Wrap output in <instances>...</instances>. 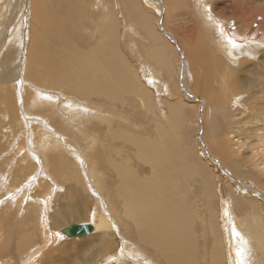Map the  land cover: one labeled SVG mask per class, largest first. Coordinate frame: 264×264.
<instances>
[{
	"label": "rangeland",
	"instance_id": "374dc122",
	"mask_svg": "<svg viewBox=\"0 0 264 264\" xmlns=\"http://www.w3.org/2000/svg\"><path fill=\"white\" fill-rule=\"evenodd\" d=\"M45 1L0 0V264H166L138 238L137 225L123 213V198L114 194L122 170L139 169L132 177L151 188L152 165L111 134L132 127L150 144L159 143L161 130L174 136L158 177L168 174L170 199L181 198L182 217L192 230L184 244L196 245V264H213L207 254L201 257L204 244L213 247L216 264H264V0H50L60 10L74 1L97 22L103 14L113 19V46L132 73L126 68L129 80L107 87L141 90L131 99L127 89L122 102L41 86L29 62L42 41L33 12L48 10ZM229 4L237 7L232 16L222 11ZM201 15L212 19L206 26L193 20L190 27L193 17L203 24ZM93 30L77 32L76 49L97 43ZM206 38L217 49L229 45V57H220L231 67L229 80L215 69L207 82L216 93L227 92L218 104L208 103L202 84L195 88L202 79L191 74L187 59ZM19 64L21 78L18 73L17 80L5 81ZM49 113L58 121H49ZM34 115L39 121L31 120ZM214 140L225 141L229 159L211 152ZM155 189L156 199L166 198L162 186ZM73 222H90L94 230L79 238L57 235ZM89 237L98 238L100 247L70 249Z\"/></svg>",
	"mask_w": 264,
	"mask_h": 264
},
{
	"label": "bare ground",
	"instance_id": "6f19581e",
	"mask_svg": "<svg viewBox=\"0 0 264 264\" xmlns=\"http://www.w3.org/2000/svg\"><path fill=\"white\" fill-rule=\"evenodd\" d=\"M72 3V6L68 9L60 10L54 8L52 2L47 0L42 5L44 7L50 5L48 10L38 8L33 12L34 25L37 28V32L42 37V41L40 42L39 48L35 46L31 50L32 58L30 59L29 67L34 69L37 78L41 80V86L48 87V84H51L52 87H57V85H61L64 88L74 91L77 95L98 94L105 99L117 102H122V99L125 97L124 95L122 98V95L128 89V91L132 92L129 93V98L131 97V99H133V95L141 91L138 88V85H130L131 87L127 88L129 82H126L125 85H128L127 87L118 89L107 87L116 85L120 80L128 81L129 75L125 71L126 68L129 71V74L132 73L130 72L131 68L126 65V61L124 62L123 56L121 57L120 52L117 51L118 49L113 46L114 42H112V39L114 38L112 37H114V33L112 32V23L97 22L88 15V12L81 11L74 1ZM203 25H205V22ZM86 26H90L94 29L90 35L96 34L99 37L94 38L97 43L95 45L94 43H90V45L84 44L83 49H76V42L78 40L77 32L83 30ZM71 32L72 34H70ZM104 40L108 41V43L105 44ZM226 48L229 47L226 44H221V48L217 49L216 45L208 40L207 46L200 45L196 52L193 51L189 54L192 67L194 66L191 74L194 76V72L196 75L199 73L198 76L202 79V83H199L196 79L197 82L195 81V88H199V85L202 84L203 91L206 92V94H204L208 98L216 93L214 89L210 88L207 84L208 78L215 73V69H217L218 72L220 71L223 74H227V81L231 75V67H224L220 60L222 59L220 57H224V53L227 55L230 53L226 52L228 51ZM215 49L219 51V54H216ZM109 65H115V70ZM203 65H205L204 68H202ZM195 66L196 68L198 67L197 70L195 69ZM16 70L18 72L12 73L11 78L9 76L11 74L9 71L7 73L9 74L7 75L9 77L5 76L3 79H5V81L10 79L17 80L18 75L21 78L22 67L20 64ZM87 70L89 71V75ZM199 71H201V73ZM13 75L17 76L13 77ZM28 75L29 73H26L25 78H28ZM131 81L134 82V80ZM228 85L233 87L230 83H228ZM208 89H211V91ZM42 91H44V89H42ZM133 91H135V94ZM9 98L8 95V98L6 99ZM6 99L4 98V100ZM47 99L50 100L51 97L49 96ZM5 104H7V102ZM6 109L9 112H13V109H11L9 105ZM41 114L44 116V113ZM45 117L53 123L58 121L54 116H51L50 113L46 114ZM31 120L39 121L37 115L31 116ZM31 120L29 121L28 118H24V121L29 124H31ZM39 123H42V121ZM35 124L37 123L35 122ZM42 126H44L43 123ZM46 127L49 128L48 122ZM28 133L29 132H27V140L29 141L30 138ZM111 134L121 141L132 145V147L135 146V156L141 157L145 162L152 165L150 170L152 176L150 190H146L141 182L132 177L131 171L139 175V169L122 170L121 166L116 167L117 171L122 170V172L114 194L123 198V213L125 216L132 219L137 225L138 238L148 244L152 249L156 250L160 258L166 264H196L197 259L192 257L196 251V245L189 242L188 245L184 244L191 239L192 233L190 231L192 230L186 226L187 219L182 217L183 215H187L182 207L183 204L181 203V205L178 202V198H176V202H173L170 199L171 193L174 191V186L168 187L169 182L171 181L168 174L167 177H158L161 167L165 169L167 166L165 154H170L169 142L173 135L168 131L161 130L159 133V143L150 144L143 136V132L139 131L136 127L129 129L118 128L112 131ZM224 142L225 141L214 140L210 142L209 146L212 150L211 152H214V154L220 157V159L227 160L229 159V155L225 150L226 145ZM100 155L108 158V154L105 150H100ZM145 173L146 172H144V174ZM57 174L58 176L64 177L61 174V171ZM156 186L163 187L162 192L166 198H155ZM165 202L168 204H165ZM175 205H179V207H175L174 209L173 206ZM163 206L165 207L162 208ZM73 224L88 225L90 222L70 223L62 227L59 230L60 235H57L70 238V235H68L65 230ZM93 230L94 225H92V230L90 229L82 236L91 233ZM82 236H74L73 238H79ZM208 245L209 244H204L201 248L203 252L201 257L204 256V254H207L208 260L213 264H216L218 263V258L216 257L217 254L215 255L213 247L210 246V248L207 249ZM260 245H262L264 249L263 236L260 237ZM261 256H264V250L262 251ZM261 262H264V260H261Z\"/></svg>",
	"mask_w": 264,
	"mask_h": 264
},
{
	"label": "crops",
	"instance_id": "0c3cea01",
	"mask_svg": "<svg viewBox=\"0 0 264 264\" xmlns=\"http://www.w3.org/2000/svg\"><path fill=\"white\" fill-rule=\"evenodd\" d=\"M166 1H168L169 3L170 2H172V0H166ZM180 3V2H179ZM196 7V6H195ZM225 7H227V8H229L228 10H222L224 13H228V16H232V15H234V11L236 10V12H237V7L236 8H234V9H232L231 7H234L232 4H229V5H226ZM194 11H195V9H194ZM221 11V10H220ZM238 13L240 14V9H238ZM194 15H196V13L194 12ZM207 15V14H206ZM206 15H201V16H204V18L203 17H201V21H202V23H207V22H209L212 18H210V19H208L207 17H206ZM196 17V16H195ZM206 17V18H205ZM210 17H211V15H210ZM112 20L113 19H111V18H109L108 17V15L106 16V15H102L101 17H99L98 18V22H103V23H112ZM195 21V23H197L198 25H203V24H201V23H199L198 21L200 20V19H196L195 20V18L193 17V19H192V23L189 25L190 27H192L193 28V26H194V21ZM199 26V27H200ZM206 26V25H205ZM188 27V26H187ZM191 29V28H190ZM187 32L188 34H190V31H189V28H187V29H185L184 30V32ZM198 33L200 34V33H202V31H201V28H200V30L198 29ZM191 35H192V33H191ZM193 36H195L196 37V34H193ZM202 46H207L208 45V39L206 38V39H203L202 41ZM210 42H212V41H210ZM213 43V42H212ZM199 44V43H198ZM197 44V45H198ZM227 45V44H226ZM228 47H229V45H227ZM199 47V46H198ZM216 47L218 48V45H216ZM221 48V43H219V49ZM198 49V48H197ZM197 49H194L193 51L194 52H196L197 51ZM192 50L190 51L191 53L193 52ZM189 52V54H191ZM189 54L187 55L188 56V58L187 59H189V64L192 66V63H191V60H190V58H189ZM230 54V53H229ZM152 55V54H151ZM205 67V65H203L202 66V68H204ZM222 73V72H221ZM223 74V73H222ZM225 77H226V80H227V77H228V75L227 74H223ZM228 84V83H227ZM229 86V85H228ZM227 92H226V94L224 95L223 93H221L220 91L219 92H217V93H215L213 96H211L210 98H208V97H206L207 98V101H208V103L209 104H218V103H221V101H223V100H225V99H228L227 98ZM72 245V248H70V249H73V251H76V249H85L86 247H88V248H90V249H92L93 247H100V240L98 239V238H96V237H89V238H87L86 240H82V241H80V242H78V243H72L71 244ZM65 247V246H64ZM60 254H61V256H63V257H65L66 259H68V253H67V251H66V249L65 248H61L60 249Z\"/></svg>",
	"mask_w": 264,
	"mask_h": 264
},
{
	"label": "water",
	"instance_id": "95a60500",
	"mask_svg": "<svg viewBox=\"0 0 264 264\" xmlns=\"http://www.w3.org/2000/svg\"><path fill=\"white\" fill-rule=\"evenodd\" d=\"M90 229L92 230V223L88 225L73 224L70 227H68L65 231L67 232L68 235H70V237H74V236H82Z\"/></svg>",
	"mask_w": 264,
	"mask_h": 264
}]
</instances>
